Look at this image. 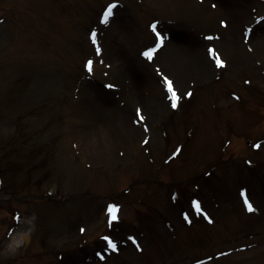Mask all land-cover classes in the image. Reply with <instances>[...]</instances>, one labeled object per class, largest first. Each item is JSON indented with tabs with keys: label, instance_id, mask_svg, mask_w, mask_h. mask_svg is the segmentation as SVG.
<instances>
[{
	"label": "rangeland",
	"instance_id": "obj_1",
	"mask_svg": "<svg viewBox=\"0 0 264 264\" xmlns=\"http://www.w3.org/2000/svg\"><path fill=\"white\" fill-rule=\"evenodd\" d=\"M178 1L153 5L170 18L166 31L199 46L178 47L186 57L173 72L163 59L149 62L157 68L147 75L141 65L153 19L145 13H157L144 6L147 0H0V264H150L148 246L140 257L125 247L113 258L94 257L104 237L125 236L132 223L167 238L166 258L161 247L151 251L157 264L195 262L202 249L193 231H182L188 245L180 237L178 247L169 245L176 234L164 225L168 208L178 196V207L188 203L193 190L225 187L230 176L256 182L255 173H264V0H230L226 27L204 18L218 17L222 8L198 14L196 0H184L193 9L185 12L175 7ZM113 4L115 23H104ZM242 10L246 18L237 23ZM156 38L165 44L162 35ZM121 68L138 78L135 89L121 82ZM164 76L178 107L158 83ZM80 92L83 114L71 107ZM66 110L73 111L67 120ZM14 159L16 166L8 164ZM136 181L155 183L135 197L128 192ZM133 199L146 205L133 207ZM112 205L118 220L110 224ZM256 218L241 224L247 223L245 234L230 247L240 264H264V209ZM76 251L82 256L68 263Z\"/></svg>",
	"mask_w": 264,
	"mask_h": 264
},
{
	"label": "snow or ice",
	"instance_id": "obj_2",
	"mask_svg": "<svg viewBox=\"0 0 264 264\" xmlns=\"http://www.w3.org/2000/svg\"><path fill=\"white\" fill-rule=\"evenodd\" d=\"M116 6H117V5H115V4H113V5L110 6V8H109V10H108V14H109V15L112 14V9L115 8ZM213 6H215V5H213ZM103 22H104V23H108L107 18H105ZM225 26H226V25H225ZM209 39H211V37H210ZM93 40H94V42H95V33L93 34ZM210 51L213 53V58H216V57L218 56V53H216V50H215V49H211ZM144 55H145L149 60L152 59V54H151V52H146ZM219 64H220V66H225V65H224V62H223L222 60L219 61ZM90 70H91V68H90ZM164 79H165L166 84L168 85L169 91H171L172 94H173V99L177 102V103H175L173 106H174V107H178L179 96H178V94L174 91V89H173V87H172V81L169 80L167 77H164ZM108 87L111 89V88L114 87V85H111V84H110V85H108ZM141 118H143V117H141ZM244 202H245V204L247 205V208H248L249 211H254V209H253V205H252V203L249 201V199H248V197H247V194H245V196H244ZM196 207H197V209H200V202H199V201L196 202ZM109 213H110V221H109L110 224H111L113 221L118 220V216H117V206H116V205H112V206L109 207ZM186 218H187V217H186ZM82 231H83V229H82ZM105 239L109 241V243L111 244V246L113 247V249L116 248V244L113 243L109 237H105ZM138 246H139V245H138Z\"/></svg>",
	"mask_w": 264,
	"mask_h": 264
},
{
	"label": "bare ground",
	"instance_id": "obj_3",
	"mask_svg": "<svg viewBox=\"0 0 264 264\" xmlns=\"http://www.w3.org/2000/svg\"><path fill=\"white\" fill-rule=\"evenodd\" d=\"M199 9V8H198Z\"/></svg>",
	"mask_w": 264,
	"mask_h": 264
}]
</instances>
